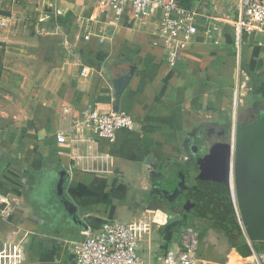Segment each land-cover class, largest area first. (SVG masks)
<instances>
[{"label":"crops","instance_id":"0c3cea01","mask_svg":"<svg viewBox=\"0 0 264 264\" xmlns=\"http://www.w3.org/2000/svg\"><path fill=\"white\" fill-rule=\"evenodd\" d=\"M239 2L181 0L196 11L198 32L171 65L159 20L135 19L128 7L117 14L93 0H0V194L12 203L0 214V249L16 243L24 264H75L69 241L118 220L144 226L139 264H163L187 230L201 264L244 262L235 248H248L245 237L233 246L216 219L187 213L175 195L184 184L190 197L197 182L195 146H209L202 131L209 138L227 117L233 127L239 114L264 108V32L236 44ZM115 109L135 125L113 140L67 128L72 114Z\"/></svg>","mask_w":264,"mask_h":264},{"label":"built area","instance_id":"2783aa9c","mask_svg":"<svg viewBox=\"0 0 264 264\" xmlns=\"http://www.w3.org/2000/svg\"><path fill=\"white\" fill-rule=\"evenodd\" d=\"M102 5H110L116 13L128 7L135 19L155 18L159 20L158 36L162 39L166 60L173 65L180 58L185 49L193 41L198 30L196 27L197 13L193 9L183 6L181 0H93ZM204 22L213 29L217 26L210 17ZM5 23V20H1ZM236 34V44L241 41L243 33L253 31L264 32V0H240L239 15L232 22ZM85 72V69H83ZM243 93L240 87L234 90L232 108L233 115L239 106L240 96ZM132 116L122 110H83L79 114H72L70 125L93 131L97 136L113 140L118 129L134 128ZM231 145L233 143L235 123L231 128ZM63 132L57 134V141L64 142ZM0 204L4 207L1 215H7L11 209L10 198L0 194ZM241 231L244 233V224L237 219ZM144 229L141 224L109 220L101 224L97 232L83 231L82 237L69 241L72 247L75 264H139L140 254L137 249L139 233ZM181 245H174L170 256L163 264H201L195 256L196 235L187 230L182 233ZM245 241L250 251L248 261L242 264H264V247L256 249L245 235ZM0 264H24L21 248L16 243H10L0 249Z\"/></svg>","mask_w":264,"mask_h":264},{"label":"water","instance_id":"95a60500","mask_svg":"<svg viewBox=\"0 0 264 264\" xmlns=\"http://www.w3.org/2000/svg\"><path fill=\"white\" fill-rule=\"evenodd\" d=\"M126 77L118 80L115 95L123 88ZM117 110V109H115ZM253 119L240 120L235 123L233 143L230 150L229 177L233 176L236 205L232 200V211L221 213L208 210L199 214L216 219L226 232L234 239L245 235L253 242L256 249L264 247V108L255 110ZM62 176L65 172L62 171ZM59 192L61 185H59ZM170 200V198H169ZM71 219L80 223L73 203L61 198ZM240 219L244 224L243 233L239 227ZM243 261H248L250 251L246 246L235 248Z\"/></svg>","mask_w":264,"mask_h":264},{"label":"trees","instance_id":"16d2710c","mask_svg":"<svg viewBox=\"0 0 264 264\" xmlns=\"http://www.w3.org/2000/svg\"><path fill=\"white\" fill-rule=\"evenodd\" d=\"M250 115L239 114L238 121H250L253 119V116ZM231 128L230 117H227L225 124L221 127L214 128L213 133L209 138L205 135L207 129L202 131L201 136L204 140L209 141L207 143L209 146L205 149L204 155L196 153L198 161L197 166L200 167L197 182L191 188L190 197L188 198L184 194L185 191L183 192V188H185L183 187L184 184L182 187L177 188L178 192L175 190L177 198L182 197V200H184L182 206L187 213L191 214L192 212H195L199 214L201 212L212 210L226 214L232 211L229 183ZM186 189L189 190L187 187ZM220 227L224 229L222 226ZM233 240V246H236L243 243L244 236L240 235L239 238H233Z\"/></svg>","mask_w":264,"mask_h":264},{"label":"bare ground","instance_id":"6f19581e","mask_svg":"<svg viewBox=\"0 0 264 264\" xmlns=\"http://www.w3.org/2000/svg\"><path fill=\"white\" fill-rule=\"evenodd\" d=\"M231 183H232V190L231 191L233 192L232 196H233L234 203L236 205L235 190H234V183H233V176H232V174H231Z\"/></svg>","mask_w":264,"mask_h":264},{"label":"flooded vegetation","instance_id":"af4514ba","mask_svg":"<svg viewBox=\"0 0 264 264\" xmlns=\"http://www.w3.org/2000/svg\"><path fill=\"white\" fill-rule=\"evenodd\" d=\"M250 116H252V114H251ZM205 146H206V145H204L200 150H198V149H197L198 147L195 146V150L197 151V153L201 152V153H199V154H202V152L206 149ZM194 155L196 156L195 153H194ZM193 157H194V156H193Z\"/></svg>","mask_w":264,"mask_h":264},{"label":"rangeland","instance_id":"374dc122","mask_svg":"<svg viewBox=\"0 0 264 264\" xmlns=\"http://www.w3.org/2000/svg\"><path fill=\"white\" fill-rule=\"evenodd\" d=\"M229 171H230V169H229ZM231 190H232V188H231ZM232 194H233V192H232Z\"/></svg>","mask_w":264,"mask_h":264}]
</instances>
